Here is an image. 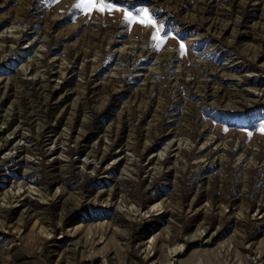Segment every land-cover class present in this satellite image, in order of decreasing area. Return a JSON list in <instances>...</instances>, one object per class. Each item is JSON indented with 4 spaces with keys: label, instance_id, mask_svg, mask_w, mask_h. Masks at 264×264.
<instances>
[{
    "label": "rangeland",
    "instance_id": "rangeland-1",
    "mask_svg": "<svg viewBox=\"0 0 264 264\" xmlns=\"http://www.w3.org/2000/svg\"><path fill=\"white\" fill-rule=\"evenodd\" d=\"M77 3L0 0V264H264V0Z\"/></svg>",
    "mask_w": 264,
    "mask_h": 264
},
{
    "label": "snow or ice",
    "instance_id": "snow-or-ice-1",
    "mask_svg": "<svg viewBox=\"0 0 264 264\" xmlns=\"http://www.w3.org/2000/svg\"><path fill=\"white\" fill-rule=\"evenodd\" d=\"M75 6L86 8L89 11L95 9L96 11L100 12L110 11L115 8V5L107 4L106 0H78V3ZM128 18L132 19L131 14H128ZM138 22L148 27H154L156 25V22L153 21L146 12L139 18ZM159 39L163 41L166 39V37L160 36ZM181 47H184V45L181 44ZM261 131H264V128H262Z\"/></svg>",
    "mask_w": 264,
    "mask_h": 264
},
{
    "label": "bare ground",
    "instance_id": "bare-ground-1",
    "mask_svg": "<svg viewBox=\"0 0 264 264\" xmlns=\"http://www.w3.org/2000/svg\"><path fill=\"white\" fill-rule=\"evenodd\" d=\"M209 93V92H208Z\"/></svg>",
    "mask_w": 264,
    "mask_h": 264
}]
</instances>
